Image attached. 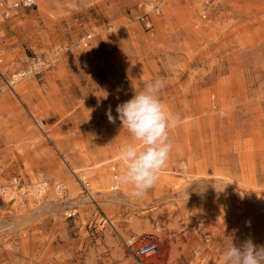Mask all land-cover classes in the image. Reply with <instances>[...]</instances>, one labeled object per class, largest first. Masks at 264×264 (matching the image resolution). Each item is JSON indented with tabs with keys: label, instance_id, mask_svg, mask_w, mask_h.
Segmentation results:
<instances>
[{
	"label": "rangeland",
	"instance_id": "1",
	"mask_svg": "<svg viewBox=\"0 0 264 264\" xmlns=\"http://www.w3.org/2000/svg\"><path fill=\"white\" fill-rule=\"evenodd\" d=\"M0 51L5 76L44 63L0 75V264H223L226 236L264 245V0H37L0 16ZM158 79L179 123L134 197L114 179L134 141L106 113ZM147 240L159 254L137 257Z\"/></svg>",
	"mask_w": 264,
	"mask_h": 264
},
{
	"label": "clouds",
	"instance_id": "2",
	"mask_svg": "<svg viewBox=\"0 0 264 264\" xmlns=\"http://www.w3.org/2000/svg\"><path fill=\"white\" fill-rule=\"evenodd\" d=\"M163 86L159 79L149 82L116 106L117 117L112 116L111 108L106 113L109 122L119 119L134 141L120 147L119 155L126 166L114 178L116 183L131 186L134 197L143 196L156 184L172 150L169 133L178 125L179 117L161 101L158 93ZM226 241L223 264H264V245H256L251 239L237 245L232 236H226Z\"/></svg>",
	"mask_w": 264,
	"mask_h": 264
},
{
	"label": "built area",
	"instance_id": "3",
	"mask_svg": "<svg viewBox=\"0 0 264 264\" xmlns=\"http://www.w3.org/2000/svg\"><path fill=\"white\" fill-rule=\"evenodd\" d=\"M36 1L37 0H0V16L3 19H8L11 17V13L14 10L34 6L36 5ZM142 5L143 4H139V7H141ZM148 7L149 10L137 17V19L142 22L147 28L151 27L152 24L150 13L152 12L158 14L160 12V7L158 6V4L148 5ZM1 61L2 52L0 51V62ZM43 64L44 63L41 62L37 57H32L27 61V64L24 68H20L19 70H16L8 76H5L4 73L0 71V75L2 76V79L5 82L6 86L8 88H13L14 84L22 78L35 76L41 73ZM115 177L116 175H114V178ZM19 179L17 177L13 178L14 183L12 184L17 189V193L19 194V196H29L32 199H36L44 195L47 186V182L45 180L38 179L34 183H32V185H25L20 184L18 182ZM80 180L85 187H88L89 182L85 176H82ZM115 188H117L116 185H114L113 189ZM55 189L57 192H60L63 190V187L61 184H57ZM3 190L4 188L0 189V194L3 193ZM159 251V245L156 241L147 240L136 247L135 254L137 257H149L158 255Z\"/></svg>",
	"mask_w": 264,
	"mask_h": 264
},
{
	"label": "bare ground",
	"instance_id": "4",
	"mask_svg": "<svg viewBox=\"0 0 264 264\" xmlns=\"http://www.w3.org/2000/svg\"><path fill=\"white\" fill-rule=\"evenodd\" d=\"M83 175V174H82ZM14 195H12V193L10 192V191H7V194H5V199L7 200V201H11V200H13V197ZM13 197V198H12Z\"/></svg>",
	"mask_w": 264,
	"mask_h": 264
}]
</instances>
